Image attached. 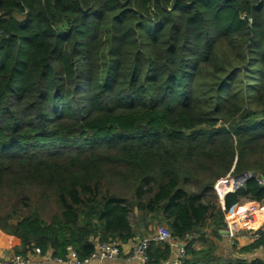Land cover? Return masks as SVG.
Returning <instances> with one entry per match:
<instances>
[{
  "label": "trees",
  "instance_id": "obj_1",
  "mask_svg": "<svg viewBox=\"0 0 264 264\" xmlns=\"http://www.w3.org/2000/svg\"><path fill=\"white\" fill-rule=\"evenodd\" d=\"M249 172L224 210L215 183ZM260 180L264 0H0V230L15 254L84 258L164 226L184 264H264L213 239L233 205L264 202ZM149 247L147 264L173 256Z\"/></svg>",
  "mask_w": 264,
  "mask_h": 264
},
{
  "label": "built area",
  "instance_id": "obj_2",
  "mask_svg": "<svg viewBox=\"0 0 264 264\" xmlns=\"http://www.w3.org/2000/svg\"><path fill=\"white\" fill-rule=\"evenodd\" d=\"M252 172L246 174L245 177L240 179H235V176L228 174L226 177L219 179L214 188L217 191V194L222 202V207L225 210L224 206V197L229 192H235L237 189L242 187L245 181L250 178ZM253 176V175H252ZM260 182H264L260 180ZM254 201H247L239 204H235L225 213V220L227 223L228 233L231 236H234L236 229L238 228V220L242 217L250 215V213L263 214L264 216V205L261 203L250 204ZM253 241L258 239L264 240V222H262L261 227L256 229L252 233ZM168 241L171 243L172 248H177L174 258L169 262V264H184L186 258V249L185 244L182 241L177 240L169 228L164 226H159L155 229L154 232L147 236L138 237L126 253L123 252L122 245L117 241H110L104 243H98L96 246V251L88 257H80L75 250H69L64 256H49L50 259L58 263L66 264H89L95 261H106V260H116L125 256L127 261H139L142 264H147L149 261V246L152 242H161ZM257 251H262L264 253V243L260 244L257 248ZM35 253L41 254V249H35ZM0 264H35L32 257L24 256L21 254H14L10 257L0 260Z\"/></svg>",
  "mask_w": 264,
  "mask_h": 264
},
{
  "label": "crops",
  "instance_id": "obj_3",
  "mask_svg": "<svg viewBox=\"0 0 264 264\" xmlns=\"http://www.w3.org/2000/svg\"><path fill=\"white\" fill-rule=\"evenodd\" d=\"M257 202H251L250 204H255ZM260 203V202H258ZM238 228L235 231L234 236H231L228 232H222V231H228L226 229L221 231L222 238H225V243L230 246H234V251L232 253L233 256H240L247 259H252L254 257H264V253L260 250L257 251L255 249H250L248 251L241 252L239 249L242 247L249 246L253 243L252 239V233L261 227L262 222H264V216L263 214H257V213H250V215H247L245 217H241L239 220ZM156 229V228H155ZM138 237L129 240L127 243H124L122 245L123 252H127L134 242L137 240ZM214 240H217L216 238H213ZM217 242V241H216ZM224 244V243H223ZM222 244V245H223ZM21 245V240L14 236L10 235L2 230H0V260L10 257L15 254V248ZM225 245V244H224ZM174 248V247H173ZM177 248L173 249V256L174 258L176 254ZM52 254L51 251L46 253L45 255L42 254H31L30 256L34 260L35 264H66V263H58L56 261H53L49 258V256ZM171 258V260H172ZM170 260V261H171ZM167 264H169V262ZM89 264H142L139 261H127L125 259V256H122L119 259L116 260H106V261H93Z\"/></svg>",
  "mask_w": 264,
  "mask_h": 264
},
{
  "label": "rangeland",
  "instance_id": "obj_4",
  "mask_svg": "<svg viewBox=\"0 0 264 264\" xmlns=\"http://www.w3.org/2000/svg\"><path fill=\"white\" fill-rule=\"evenodd\" d=\"M261 204H263L264 205V202L263 203H261ZM210 239V238H209ZM217 242V246H218V252L221 254V255H223V256H225V257H232V253H233V249H234V246H230V244L228 245L227 243H225V238L223 239V238H221V239H217L216 240ZM225 245H224V244ZM223 244V245H222Z\"/></svg>",
  "mask_w": 264,
  "mask_h": 264
},
{
  "label": "water",
  "instance_id": "obj_5",
  "mask_svg": "<svg viewBox=\"0 0 264 264\" xmlns=\"http://www.w3.org/2000/svg\"><path fill=\"white\" fill-rule=\"evenodd\" d=\"M246 174H247V173L239 174V175L235 176V179L243 178V177L246 176ZM252 175L255 176V175H256V172H253ZM222 232H228V231H222Z\"/></svg>",
  "mask_w": 264,
  "mask_h": 264
}]
</instances>
